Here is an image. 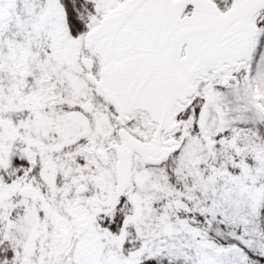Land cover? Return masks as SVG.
I'll use <instances>...</instances> for the list:
<instances>
[{
    "label": "snow or ice",
    "instance_id": "obj_1",
    "mask_svg": "<svg viewBox=\"0 0 264 264\" xmlns=\"http://www.w3.org/2000/svg\"><path fill=\"white\" fill-rule=\"evenodd\" d=\"M0 264H264V0H0Z\"/></svg>",
    "mask_w": 264,
    "mask_h": 264
}]
</instances>
